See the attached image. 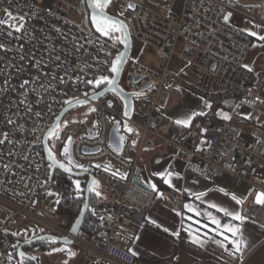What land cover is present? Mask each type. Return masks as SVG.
<instances>
[{"label":"built area","instance_id":"1","mask_svg":"<svg viewBox=\"0 0 264 264\" xmlns=\"http://www.w3.org/2000/svg\"><path fill=\"white\" fill-rule=\"evenodd\" d=\"M82 1L0 0V212L8 214L0 221V264H12L17 246L45 234L73 238L87 264H136L134 222H144L154 202L141 156L159 138L176 149L190 172L209 181L230 175L247 182L252 195L246 216L264 225V71L247 66L255 38L232 22L242 0H119L116 16L126 21L133 41L157 55L153 67L135 52L127 62L120 86L136 95L129 118L116 93L91 100L113 78L122 40L71 16ZM247 12L248 21L264 29V2ZM177 57L185 72L173 70ZM176 83L209 107L233 101L227 118L210 112L198 131L177 140L161 135L160 113ZM79 100L88 101L79 107L88 111L81 122L94 117L98 128L73 139L71 156L79 166L109 161L115 173H93L105 176L110 193V204L93 208L101 229L73 237L61 208L81 203L84 190L58 170L52 175L44 140L64 108ZM125 122L137 138L125 136L116 151L110 135L116 123L122 133ZM54 139L57 160L78 166L64 154L66 144ZM56 196L58 203L49 207L47 200ZM165 203L181 211L184 201L169 197Z\"/></svg>","mask_w":264,"mask_h":264},{"label":"crops","instance_id":"2","mask_svg":"<svg viewBox=\"0 0 264 264\" xmlns=\"http://www.w3.org/2000/svg\"><path fill=\"white\" fill-rule=\"evenodd\" d=\"M233 24L254 36L253 47L264 35H259L263 30L260 26L248 20ZM250 56L247 66L253 71L263 70L253 65ZM172 68L177 73L187 70L178 57ZM224 103L209 107L200 96L176 83L169 87L168 102L160 113V134L177 140L197 131L193 129L202 126L210 112L227 118ZM127 132L124 136L134 142L137 131L127 128ZM140 163L154 202L145 221L134 222L137 239L132 251L136 264H264V225L245 213L252 195L247 182L230 175L209 181L190 172L176 149L160 138L155 148L143 152ZM95 194L98 199L102 194L106 201L110 198L105 187H98ZM169 197L182 198L183 209L168 207L165 201ZM75 255L73 259L61 257L56 264H73ZM80 264L87 261L82 259Z\"/></svg>","mask_w":264,"mask_h":264},{"label":"water","instance_id":"3","mask_svg":"<svg viewBox=\"0 0 264 264\" xmlns=\"http://www.w3.org/2000/svg\"><path fill=\"white\" fill-rule=\"evenodd\" d=\"M82 9L85 10V16H84V24L88 28H93L100 33L106 34L105 32H102L100 27L98 26L97 21H104L109 26H115L119 29L121 37H122V51L119 54L115 65L113 69V78L110 80L109 85L103 89L101 92L97 93L96 95H93L91 97V100H98L103 95L113 92L116 93L124 102L125 104V114L129 118L131 117L134 109V98L136 95L125 92L121 86H120V80L123 74V71L127 65L128 60L130 59L133 48H134V41L133 37L131 35L130 29L126 23L125 20L119 18L116 15H111L108 12H106V6L99 4H95L94 0H84L82 1ZM134 5L132 4V7ZM232 14L229 13L226 17V20L229 21ZM151 84L147 85L145 89L149 88ZM88 105L87 100H79L74 103H71L67 107L64 108V110L60 113V115L57 117L55 122L53 123L52 127L48 131L47 135L45 136L44 140V149L45 154L47 157L48 162L52 166V175L56 172V170L62 172L63 174L67 175L68 177H75V178H85L86 179V187H85V201L83 204V207L81 209V212L75 222L73 223L71 227V235L73 237H77L80 235L82 231L83 224L85 220L87 219V216L90 211V204H91V198L93 194L96 193V189L100 187V182L98 180V176L94 175L90 172L85 171H78L75 169H72L70 167L65 166L60 161H58L49 145V139L50 137L54 136L55 132H58L60 124L64 117L67 115V113L74 109L79 108ZM128 125L125 122L122 127L123 132H127ZM123 132L119 130V124L116 123L113 127V130L110 135V143L111 146L116 150L120 151L122 150L124 144H125V136L123 135ZM90 134H92V130H90ZM73 140L69 141L65 148H64V154H69V160L74 163L75 165L79 166V163H76L72 156H71V149H72ZM52 242L55 244H63V245H74L73 238H60L54 235H40L31 241L27 242L26 244L21 245L18 248V256L22 258L24 261L32 262L34 264H39L36 259H34L31 255L27 254L24 250V248L29 247L31 245H35L40 242Z\"/></svg>","mask_w":264,"mask_h":264},{"label":"rangeland","instance_id":"4","mask_svg":"<svg viewBox=\"0 0 264 264\" xmlns=\"http://www.w3.org/2000/svg\"><path fill=\"white\" fill-rule=\"evenodd\" d=\"M138 3L144 2V0H133ZM264 0H242L240 9L237 13H234L233 15V21L232 22H242L243 20H248V9L252 6H259L261 3H263ZM95 4H99V0H94ZM118 3L119 0H112L110 4V10L113 12L114 15H118ZM148 6L155 8L156 6L148 3ZM162 12H165L162 10ZM71 16L75 17L78 22H82L84 18V12L81 8L79 9H71L70 10ZM238 24V23H237ZM239 25V24H238ZM263 29V28H261ZM264 29L259 32V35L263 34ZM261 33V34H260ZM258 34V33H257ZM121 36V35H120ZM121 38V37H120ZM141 48V49H140ZM181 47L178 48V51H181ZM135 52V53H134ZM133 53L134 55L139 54V60L140 62L148 65V66H153V64L157 63V55L155 50L148 48V47H141L138 45L136 42H134V48H133ZM253 59V65L259 69L264 68V46L260 44V42H257L255 44V47H253L251 51V56ZM249 60H251L249 58ZM264 70V69H263ZM228 102L226 101L225 104ZM225 110L228 109L227 105L224 106ZM227 107V108H226ZM88 114V111H86V108H77L74 111L70 112L61 122L59 131H58V138L60 139V142L62 144H67L69 141L73 139H78L80 137H84L88 135V128H98V123L97 120L94 117H88L86 124L82 123L81 121L83 120L82 116H86ZM75 117L79 119L77 123H73L71 121V117ZM76 119V120H77ZM82 119V120H81ZM75 120V119H74ZM56 136L52 137L51 141V150L54 154L55 157H57V145L55 143L54 139ZM60 155V154H59ZM64 155V154H62ZM67 167L74 168L75 170L78 171H85V172H90V173H99L100 171L108 172V173H115L114 170V165L110 163L109 161H104V162H97L94 164H82L80 166H74L73 164L69 162H65ZM95 175V174H94ZM98 176V175H97ZM98 180L100 182L101 188L106 187V181H105V176L102 174L101 176H98ZM69 181L72 183L73 187L77 189L78 191H83L85 190L86 187V179L85 178H75L71 177L69 178ZM104 193L106 191L104 190ZM60 196H56L53 199H48L46 204L49 207L54 206L55 204L58 203ZM104 200V198H102ZM85 197L82 201V205L84 203ZM101 200H98V198L93 197L92 202H100ZM91 205V204H90ZM67 212V211H66ZM91 213V212H90ZM67 223L72 225L75 222L76 219V211L73 213V215L69 214L67 215ZM8 218V214H5L3 212H0V221H5ZM66 220V218H65ZM74 221V222H73ZM28 223H26L27 225ZM84 227V224H83ZM82 227V230H83ZM12 232H17L16 229H9ZM82 232V231H81ZM38 233H42V230L39 228ZM83 236H87L84 232H82ZM18 246L16 249L13 251V260L12 264H27V261H20L18 256L16 255ZM29 254L38 261L39 264H56V260L60 262L59 259L68 257L69 259H73L76 257V261L73 262V264H80V261L84 259V254L83 250L78 247L76 244L69 246V245H63V244H55L52 242L44 241L41 243L35 244L31 249L28 251ZM60 264V263H59Z\"/></svg>","mask_w":264,"mask_h":264},{"label":"trees","instance_id":"5","mask_svg":"<svg viewBox=\"0 0 264 264\" xmlns=\"http://www.w3.org/2000/svg\"><path fill=\"white\" fill-rule=\"evenodd\" d=\"M228 103L226 104L228 109L232 107L233 105V101H227ZM225 104V103H224ZM201 127V126H200ZM199 128H194L193 130H199ZM93 197H96V196H92ZM92 198H91V205L95 204L96 202H92ZM97 198V197H96ZM98 200H101L100 203H104V205H108L110 204V202L107 200H103V199H98ZM81 204H78V203H69V202H66L63 204L62 206V212L67 216L69 214L73 215V213L76 211V217L74 219H76L80 213V210H81ZM67 211V212H66ZM91 212V213H90ZM74 222V221H73ZM101 229V226L99 225V222L97 221L96 217H95V214L93 212V210H90L89 211V214L87 216V219L85 220L84 222V227H83V230L82 232H84L86 235H91L95 230H99ZM34 245H31V247H33ZM26 251V249H24ZM19 258V257H18ZM20 259V258H19ZM24 261V260H23ZM28 262V261H27ZM27 264H33L31 262H28Z\"/></svg>","mask_w":264,"mask_h":264},{"label":"flooded vegetation","instance_id":"6","mask_svg":"<svg viewBox=\"0 0 264 264\" xmlns=\"http://www.w3.org/2000/svg\"><path fill=\"white\" fill-rule=\"evenodd\" d=\"M99 2H100V4L101 5H105L106 6V12H108L109 14H111V15H114L113 14V12L110 10V4H111V2H112V0H99ZM83 10V12H85V10H84V8L82 9ZM84 16H85V13H84ZM98 22V26L100 27V29H101V31L102 32H105V33H107L108 35H113V36H115V37H120V31H119V29L117 28V27H115V26H109V25H107L103 20L102 21H97ZM75 110V108L74 109H72V110H70L68 113H67V115L70 113V112H72V111H74ZM66 115V116H67ZM65 116V117H66ZM64 117V118H65ZM59 131V130H58ZM54 136H56V138H58V132H55V134H54ZM54 136H52V137H54ZM52 137H50V139H49V145L51 144V141H52ZM59 139V138H58ZM60 140V139H59ZM50 148H51V145H50ZM58 149H60V146L58 147ZM65 166H66V164L65 163H63ZM93 196H97V195H93ZM31 247V246H30ZM26 249V252L28 251L27 249V247L25 248Z\"/></svg>","mask_w":264,"mask_h":264},{"label":"bare ground","instance_id":"7","mask_svg":"<svg viewBox=\"0 0 264 264\" xmlns=\"http://www.w3.org/2000/svg\"><path fill=\"white\" fill-rule=\"evenodd\" d=\"M61 156V155H60ZM56 158V157H55ZM57 159V158H56ZM71 168V167H70ZM106 189H108V187H107V183H106V187H105ZM109 191V190H108ZM93 195H96V194H93ZM109 196H110V193H109ZM84 197H85V192H84ZM102 198H104L105 199V197L103 196V194L102 195H100V199H102ZM106 200V199H105ZM85 201V200H84ZM109 202H110V198H109V200H108ZM79 204H81L82 205V202L81 203H79ZM84 204V203H83ZM95 206H104V203H100V202H96L95 204H93V205H90V210H93V208L95 207ZM82 207H83V205L81 206V209H82ZM62 209V208H61ZM80 212H81V210H80ZM80 214V213H79ZM79 216V215H78ZM77 219V218H76ZM18 253V252H17Z\"/></svg>","mask_w":264,"mask_h":264}]
</instances>
